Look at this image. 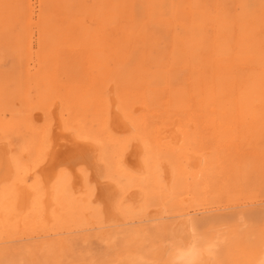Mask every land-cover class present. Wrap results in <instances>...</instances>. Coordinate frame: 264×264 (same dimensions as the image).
I'll return each instance as SVG.
<instances>
[{"label": "rangeland", "instance_id": "1", "mask_svg": "<svg viewBox=\"0 0 264 264\" xmlns=\"http://www.w3.org/2000/svg\"><path fill=\"white\" fill-rule=\"evenodd\" d=\"M0 3V32L5 37L0 35V126L4 132L0 128V137L4 139L0 143L12 142L18 150L16 155L28 148L22 167L33 170L36 160H40L38 155H42L39 148L44 144L49 122L55 119L61 122L66 115L63 123L81 131L83 127L86 135L90 134L88 138L94 137L92 141L101 138L99 143L96 141L100 182L116 180L123 191L121 195L118 187L113 218L89 206L91 199L85 187L75 192L78 197L72 195L61 200V206L54 205L47 219L36 216L19 222L1 217L0 264H264V0H0ZM60 52L67 56L68 62ZM55 53L61 56L57 59ZM65 70L69 74L64 75ZM82 74L97 75L98 78L88 79L95 84L98 80L99 84L94 88L95 84ZM100 80L105 83L100 84ZM206 83L230 87L240 113L229 117L222 111L216 113L214 108H203ZM69 87L73 88L72 96L68 94ZM70 97H74L71 102ZM109 100L117 108H126L127 103L131 108L128 110L134 107L132 113L138 116V120H133L134 129L132 126L130 130L117 131L114 136L108 131L106 135L107 130L101 127L105 111L112 105L107 103ZM22 103L25 105L21 106ZM18 104L23 107L25 120ZM84 107L88 108L87 113ZM96 108L105 109L104 114ZM90 111L100 113L99 117ZM41 114L43 123L38 120ZM13 124L18 126L12 130ZM112 136L118 138L113 140L114 144ZM103 137L108 140L103 142ZM125 143L128 149L122 152ZM140 145L143 168L126 169L123 154ZM109 150L120 153V160L116 161L117 154ZM195 159L203 160L198 168L191 165ZM197 176L202 178L200 184ZM218 179L227 188L221 196L216 194ZM195 184L200 185L196 188L199 191L194 190ZM185 221H189L191 245L185 239Z\"/></svg>", "mask_w": 264, "mask_h": 264}, {"label": "bare ground", "instance_id": "2", "mask_svg": "<svg viewBox=\"0 0 264 264\" xmlns=\"http://www.w3.org/2000/svg\"><path fill=\"white\" fill-rule=\"evenodd\" d=\"M29 1V0H28ZM3 3V2H2ZM27 3V2H26ZM1 4V3H0ZM24 4V3H23ZM28 4H29V2H28ZM75 4V3H74ZM3 5V4H2ZM3 8H4V6H2ZM25 8H26V6H25ZM27 9V8H26ZM29 11V10H28ZM30 11H31V8H30ZM5 13V12H4ZM70 16V15H69ZM10 31V30H9ZM4 33V32H3ZM0 35H2V31L0 32ZM1 37H3V35L1 36ZM0 37V38H1ZM3 38H5V37H3ZM24 41V40H23ZM28 41V40H27ZM56 41V40H55ZM64 41V40H63ZM66 41V40H65ZM67 41H69V40H67ZM65 42V43H68V42ZM22 42V41H21ZM60 42H62V41H60ZM23 43V42H22ZM58 43V42H57ZM94 43H95V41H94ZM98 43L99 42H97V45H98ZM18 44V43H17ZM20 44V43H19ZM59 44V43H58ZM62 44H64V42H62ZM96 44V43H95ZM28 45V44H27ZM40 45V44H39ZM94 45V44H93ZM92 45V47H94V46H96V45H94L93 46ZM19 46H22V45H19ZM29 46V45H28ZM31 46V45H30ZM33 46V45H32ZM31 46V47H32ZM69 46V45H68ZM67 46V47H68ZM75 46V45H74ZM77 46V45H76ZM30 47V48H31ZM79 47V46H78ZM91 47V46H90ZM90 47H88L89 48V50H90ZM22 48V47H21ZM69 49H70V46L68 47ZM75 48V47H74ZM94 48H96V47H94ZM94 48H91L92 50L94 49ZM34 49V48H33ZM56 49H57V47H56ZM55 49V50H56ZM77 49V48H76ZM79 49V48H78ZM97 49V48H96ZM96 49H94V51L96 50ZM72 50H75V49H72ZM72 50H68L69 52H71ZM88 49H86L85 51H87ZM17 51V50H16ZM20 51V50H19ZM26 51V50H25ZM29 51H30V49H29ZM67 51V50H66ZM78 51V50H77ZM76 51V52H77ZM82 51V50H81ZM80 51V52H81ZM100 51V50H99ZM56 52H59V50L57 49V51ZM62 52H65V51H62ZM62 52H60V54L62 53ZM74 53H76L75 51H73ZM83 52H84V50H83ZM87 52H89V51H87ZM91 52H93V51H90V53ZM97 52H98V50H97ZM97 52H95L96 54H97ZM20 53V52H19ZM28 53V55H31V54H29V52H27ZM22 54V53H21ZM33 54V53H32ZM49 54V53H48ZM53 54V53H52ZM59 53H55L54 55H56V57L58 56V55H60ZM71 55H72V53H70ZM76 54H81V53H76ZM27 55V56H28ZM62 55V54H61ZM60 55V56H61ZM77 55V56H78ZM82 55H84V54H82ZM62 56H64V55H62ZM81 56V55H80ZM59 57V56H58ZM58 57H57V59H58ZM90 57H91V55H90ZM30 58H31V56H30ZM55 58V57H54ZM61 58H63V57H61ZM64 58H65V60H63V61H65V62H68L67 61V56H64ZM63 58V59H64ZM69 58H71V56H69ZM88 58V57H87ZM60 59V58H59ZM91 58H89V61H91L92 62V59L90 60ZM50 60V59H49ZM61 60V59H60ZM69 60V59H68ZM54 61V60H53ZM62 61V60H61ZM88 61V60H87ZM127 61V60H126ZM86 62V61H85ZM130 62H131V60H130ZM56 63V62H55ZM88 64H89V62H87ZM86 63V64H87ZM107 63V62H106ZM68 64H70V63H68ZM87 64V65H88ZM103 64V63H102ZM124 64V63H123ZM126 64H127V62H126ZM130 64V63H129ZM128 64V66H130ZM16 65V64H15ZM56 65V64H55ZM58 63H57V66L56 67H58ZM67 65V64H66ZM65 65V66H66ZM91 65H93V63H91ZM131 65H132V63H131ZM84 66H86V65H84ZM127 66V65H126ZM15 67V66H14ZM13 67V68H14ZM54 67V66H53ZM64 67V66H63ZM67 67H68V65H67ZM115 67V66H114ZM40 68V64H39V66H38V69ZM52 68V67H51ZM88 68H92V66H88ZM129 68H132V67H129ZM214 68V67H213ZM17 69V68H16ZM89 69V70H90ZM98 69V68H97ZM102 69V68H101ZM114 69V68H113ZM54 70V68L52 69V73L54 72L53 71ZM69 70H70V68H69ZM15 71V70H14ZM55 71H56V68H55ZM65 71H67V70H65ZM131 71V70H130ZM129 71V72H130ZM25 72V71H24ZM24 72H22V73H24ZM27 72V71H26ZM57 72V71H56ZM70 72H71V70H70ZM128 72V73H129ZM132 72H134V71H132ZM137 72V71H136ZM13 73V72H12ZM55 73V72H54ZM67 73H68V71L66 72V74L64 73V75H67ZM72 73H73V71H72ZM91 73V72H90ZM100 73H102V72H100ZM138 73V72H137ZM27 73H25V75H26ZM35 74H37V73H35ZM34 74V75H35ZM69 74V73H68ZM86 74H89L88 72L86 73ZM86 74H84V75H86ZM96 74H98V76H99V73H96ZM107 74V73H106ZM110 74V73H109ZM109 74H107V75H109ZM113 74V73H112ZM134 74V73H133ZM136 74V73H135ZM19 75V74H18ZM28 75V74H27ZM31 75V74H30ZM50 74H49V72H48V76H49ZM57 75V74H56ZM63 74H61V76H62ZM64 75H63V77H64ZM72 75V74H71ZM75 75V74H74ZM83 75V74H82ZM84 75L82 76V77H84ZM107 75H106V77H107ZM128 75V74H127ZM129 75H131L130 73H129ZM129 75H128V77H129ZM81 76V75H80ZM97 76V75H96ZM95 75L94 76H92V74H91V76H89V77H92V79H93V77H96ZM101 76H104V74L103 75H101ZM113 76V75H112ZM112 76H111V78H112ZM26 77V76H25ZM59 77V76H58ZM58 77L56 78V79H58ZM68 77V76H67ZM82 77H81V79H82ZM87 77V76H86ZM86 77H84V79L86 78ZM89 77H87V79L89 78ZM109 77V76H108ZM128 77H126V78H128ZM134 77V76H133ZM48 78V77H47ZM65 78V77H64ZM74 77L72 76V78H71V80L73 79ZM96 78H98V77H96ZM103 78V77H102ZM121 78V77H120ZM34 79H35V76H34ZM49 79V78H48ZM55 79V80H56ZM62 79V78H61ZM66 79V78H65ZM64 79V80H65ZM79 79H80V77H79ZM80 79V80H81ZM86 79V80H87ZM91 79V78H90ZM105 79V78H104ZM103 79V80H104ZM108 79V78H107ZM106 79V80H107ZM134 78H132V80H133ZM25 79H24V77H23V80L22 81H24ZM29 80V79H28ZM50 80V79H49ZM70 80V79H69ZM78 80V79H77ZM89 80V79H88ZM102 80V81H103ZM109 80V79H108ZM112 80V79H111ZM126 80V79H125ZM18 81H20L19 79L17 80V82ZM35 81V80H34ZM51 81H53V79H51ZM82 81H83V79H82ZM94 81V80H93ZM98 81V80H97ZM96 81V84L98 83ZM102 81L100 80V84H102ZM105 81V80H104ZM103 81V84L105 83ZM128 81V80H127ZM130 81V80H129ZM69 82H71V81H69ZM72 82H73V80H72ZM76 82V81H75ZM74 82V83H75ZM89 82H91V84H95V82H92L91 80H89ZM111 82V81H110ZM119 82V81H118ZM35 83V82H34ZM60 83H61V81H60ZM65 83H67V82H65ZM77 83H79V81L77 82ZM76 83V84H77ZM86 83V82H85ZM129 83H131V82H129ZM33 84V83H32ZM53 84V83H52ZM64 84V83H63ZM70 83H68V85H69ZM88 84L89 83H87L86 85H87V87H88ZM94 85V88L97 86V85ZM99 84V83H98ZM122 84H125V82L124 83H122ZM128 84V83H127ZM137 84V83H136ZM19 85V84H18ZM54 85H56L55 84V82H54ZM66 85V84H65ZM72 83H71V86L70 87H72ZM119 85V84H118ZM130 85V84H129ZM206 86H205V90H204V98H203V108H207V109H210V108H214V110H215V112L216 113H218V114H220V112L222 111V113H225V114H228V115H230L229 117H232V116H237V113L239 114L240 113V107L238 106V102H237V98L235 97V94H234V92H233V90L229 87V88H226V87H220V86H215V85H210V84H208V83H206L205 84ZM79 86V85H78ZM85 86V85H84ZM112 86H113V84H112ZM121 85H119V87H120ZM125 86V85H124ZM150 86V85H149ZM42 87H43V85H42ZM70 87H69V89L68 90H70ZM76 87V86H75ZM74 87V90L75 89H80V88H75ZM100 87V86H99ZM118 87V86H117ZM20 88V87H19ZM54 88H55V86H54ZM56 88H58V87H56ZM59 88H61V87H59ZM123 88V87H122ZM62 89H63V87H62ZM99 89H101V88H99ZM191 89V88H190ZM189 89V90H190ZM65 90H67V88L65 89ZM65 90H63V92H66ZM71 90H73V88H71ZM71 90L69 91V93L68 94H70V92H71ZM86 90V89H85ZM119 90H121V89H119ZM126 90V89H125ZM137 90V89H136ZM148 90V89H147ZM168 90V89H167ZM193 90V89H192ZM202 90V89H201ZM18 91H20V90H18ZM22 91H24V90H22ZM38 91V90H37ZM203 91V90H202ZM28 92V91H27ZM73 92V91H72ZM76 92V91H75ZM81 92V91H80ZM80 92H78V93H80ZM100 92H102V90L100 91ZM147 93H149L148 91H146ZM168 92V91H167ZM172 92V91H171ZM6 93V92H5ZM22 93V92H21ZM30 93V92H29ZM49 93V92H48ZM60 93H62V92H60L59 91V96H60ZM77 93V92H76ZM82 93V92H81ZM80 93V94H81ZM87 93V92H86ZM91 93V92H90ZM104 93V92H103ZM237 93V92H236ZM14 94V93H13ZM20 94V93H19ZM28 94V93H27ZM75 94V93H74ZM83 94V93H82ZM99 94V93H98ZM101 94V93H100ZM105 94V93H104ZM172 94V93H171ZM200 94H202V93H200ZM18 95V94H17ZM25 95V94H24ZM30 95V94H29ZM71 95V94H70ZM76 95V94H75ZM78 95V94H77ZM84 95V94H83ZM83 95H80V96H83ZM148 95V94H147ZM168 95H169V93H168ZM3 96V95H2ZM7 96H11V93H10V95H8L7 94ZM50 96V95H49ZM72 96V95H71ZM74 96V95H73ZM105 96V95H104ZM114 96V95H113ZM117 96H120V97H122L121 95H118L117 94ZM137 96V95H136ZM148 96H150V95H148ZM147 96V97H148ZM161 96V95H160ZM15 97V96H14ZM20 97V96H19ZM19 97H17V98H19ZM76 97V96H75ZM85 97H87V96H85ZM129 97V96H128ZM155 97V96H154ZM154 97L152 98V99H154ZM179 97V96H178ZM200 97V96H199ZM12 98V97H11ZM16 98V99H17ZM58 98V97H57ZM56 98V99H57ZM65 98V97H64ZM69 98V97H68ZM73 99H74V97H72ZM76 98H78V96L76 97ZM109 98V97H108ZM117 98V97H116ZM130 98V97H129ZM143 98V97H142ZM162 98V97H161ZM168 98V97H167ZM188 98H190L189 96H188ZM188 98H186V99H188ZM2 99V98H1ZM21 99V98H20ZM61 99V98H60ZM60 99H58L59 101H60ZM70 99H71V97H70ZM69 99V100H70ZM73 99H71L70 100V102L71 101H73ZM98 99V98H97ZM112 99V98H111ZM131 99V98H130ZM135 99V98H134ZM145 99H147V98H145ZM194 99V98H193ZM5 100V99H4ZM7 100H8V98H7ZM9 100H11L10 98H9ZM62 100V99H61ZM66 100H68V99H66ZM65 100V101H66ZM77 100V104H78V99H76ZM75 100V101H76ZM82 100V99H81ZM85 100H86V98H85ZM84 100V101H85ZM115 100V99H114ZM161 100V99H160ZM199 100V99H198ZM15 101V100H14ZM38 102H39V100H37ZM55 101H57V100H55ZM75 101H74V104H76L75 103ZM83 101V102H84ZM95 101V100H94ZM116 102H117V100H115ZM122 101H124L123 99H122ZM134 101V100H133ZM137 101V100H136ZM188 101V100H187ZM186 101V102H187ZM196 101V100H195ZM201 101H202V99H201ZM1 102V101H0ZM10 102V101H9ZM22 102V101H21ZM20 102V103H21ZM69 102V106H71L73 103H70ZM125 102V101H124ZM123 102V103H124ZM132 102V101H131ZM135 102V101H134ZM141 102H143V99H142V101ZM146 102V101H145ZM153 102V101H152ZM184 103H186L185 101H183ZM188 102H190V100L188 101ZM198 102V101H197ZM5 103V102H4ZM3 102H2V104H4ZM11 103V102H10ZM62 103V102H61ZM66 103H67V101H66ZM65 103V104H66ZM89 103V102H88ZM107 103H111L112 104V101L110 102V100H109V102H107ZM119 103V102H118ZM117 103V104H118ZM122 103V102H121ZM157 103V102H156ZM169 103V102H168ZM170 103H171V101H170ZM195 103V102H194ZM198 103H201V102H198ZM197 103V104H198ZM13 104L14 103H12L11 105H12V107H13ZM39 104V103H38ZM63 104V103H62ZM68 104V103H67ZM74 104H73V107H74ZM82 104V103H81ZM87 104V103H86ZM102 103H100V105H101ZM105 104V103H104ZM115 104V103H114ZM141 104V103H140ZM139 104V105H140ZM143 104V103H142ZM141 104V105H142ZM166 104V103H165ZM189 104H191V103H189ZM23 105H25L24 103H22L21 104V106H23ZM51 105V104H50ZM85 105V104H84ZM100 105H99V107H100ZM120 105V104H119ZM122 105V104H121ZM125 105V104H124ZM127 105H128V107L126 106V108H125V106L123 107V106H119L118 108H117V106L115 105H110L109 106V108L105 111V114L103 113L104 112V110L106 109V107H105V109L103 110V109H99V108H96V111H101V110H103V111H101V113H103L104 115H105V119H104V121H103V127H101V128H104L105 130H107V134L106 135H108V131H109V134L111 133V135L113 134V136H114V134L118 131H125V130H130V128L133 126V124H134V122H133V120H136L137 118H138V116H137V118L133 115L134 113H132V111L134 110V107H133V110H128V109H131L130 108V105L127 103ZM187 105H188V103H187ZM7 106V105H6ZM20 106V104H18V107ZM20 106V107H21ZM42 106V105H41ZM94 106V105H93ZM132 106V105H131ZM147 106V105H146ZM156 106V105H155ZM167 106V105H166ZM189 106V105H188ZM196 106V103L195 104H193V108ZM1 107V106H0ZM3 107V106H2ZM49 107V106H48ZM60 107H62V106H60ZM72 107V106H71ZM79 107V106H78ZM89 107V106H88ZM136 107V106H135ZM142 107V106H141ZM145 107V106H144ZM169 107V106H168ZM191 107V106H190ZM189 107V108H190ZM5 108V107H4ZM3 108V110H5ZM11 108V107H10ZM9 108V109H10ZM14 108H16L17 109V106L14 104ZM22 108L23 107H21L20 108V111H21V114L22 113H24V111L22 112ZM74 108H76L75 110H77V107H74ZM85 108V107H84ZM90 108V107H89ZM101 108H103V107H101ZM128 108V109H127ZM146 108V107H145ZM162 108V107H161ZM167 108V107H166ZM200 108H202V107H200ZM2 109V108H1ZM8 109V110H9ZM70 108L68 107V110H69ZM88 109V108H87ZM86 108H85V111L87 110ZM92 109V108H91ZM97 109H99V110H97ZM191 109V108H190ZM10 110H12V108L10 109ZM24 110H25V108H24ZM39 110V112H40V109H38ZM46 110H47V108H46ZM93 110V109H92ZM155 110H157V109H155ZM154 110V111H155ZM199 110V109H198ZM1 111V110H0ZM7 111V110H6ZM13 111H14V109H13ZM28 111V110H27ZM78 111V110H77ZM83 111V110H82ZM93 111H95V110H93ZM140 111V110H139ZM138 111V112H139ZM192 111V113L194 114L196 111H195V109H194V111L195 112H193V110H191ZM191 111H190V114H191ZM200 111V110H199ZM10 112V111H9ZM15 112V111H14ZM44 112V111H43ZM42 112V113H43ZM47 112H50V111H47ZM58 112H60V110L58 111ZM67 111H65V113H66ZM90 112H92V111H90ZM89 112V113H90ZM138 112L137 113H135V115H137L138 114ZM143 113V112H145L144 110L143 111H140V113ZM149 112H152L151 110L149 111ZM187 112H189V109H188V111H186V113ZM1 113V112H0ZM15 113H18V112H15ZM41 113V112H40ZM63 113H64V111H63ZM86 113H87V111H86ZM88 113V114H89ZM92 113H94V112H92ZM139 113V114H140ZM171 113V112H170ZM199 113H201V111L199 112ZM6 114V113H5ZM9 114H11V112L9 113ZM19 114V113H18ZM17 114V115H18ZM50 114H51V112H50ZM99 114L100 113H98L97 112V116L99 117ZM148 114V113H147ZM176 114V113H175ZM179 114V113H178ZM185 114V113H184ZM13 115H15V114H13ZM20 115V114H19ZM26 115H27V113H26ZM25 115V116H26ZM42 115V117L41 118H37L38 120H40V119H42L43 118V114H41ZM68 115V114H67ZM72 115V114H71ZM71 115H68V116H71ZM73 115H74V113H73ZM72 115V116H73ZM83 115V114H82ZM77 116V117H82V119H84L85 117L84 116ZM94 115H95V113H94ZM95 115V116H96ZM142 115V114H141ZM201 115H203V112H202V114ZM208 115V114H207ZM3 116V115H2ZM5 116V115H4ZM10 116V115H9ZM22 116H23V119H24V115L22 114ZM36 116V115H35ZM66 116V115H65ZM64 116V117H65ZM76 116V115H75ZM74 116V117H75ZM90 116H91V114H90ZM93 116V115H92ZM91 116V117H92ZM155 116V115H154ZM180 116V115H179ZM178 116V117H179ZM192 116V115H191ZM197 116V115H196ZM1 117V116H0ZM11 117H14V116H11ZM17 117V116H16ZM28 116H26L25 118H27ZM38 117H40L39 115H38ZM64 117H61L60 119H61V122L59 121V120H57V119H55L54 120V122H49V124H48V128L45 130V128L46 127H43L42 129H44L45 131H46V133H44L43 131V133L45 134V138H44V144L42 145V146H40V151H42L41 153H42V157L41 156H39L38 155V157L37 158H40V160L38 161V160H36L37 161V164H35L36 165V167H35V169H33V170H23V167H22V164H24V159H25V157H26V152H28V148H27V151L25 152V149H23V151L24 152H22L23 154H15V151H18L17 150V148H14V146H13V144H12V142H8V141H6V143H0V218L2 217H5V219L7 220V221H10V220H14V221H19V222H21V221H26V220H28V219H30V218H34V217H36V216H41L42 218L44 217V218H49L50 217V212H51V209H52V207H54V205H58L59 203H60V206L62 205L61 203V200H67L68 198H70L69 196H77L76 195V193L75 192H77L79 189H81V188H86V191L87 192H89V198L91 199V201H90V207L91 208H93V210L95 209L96 211H98V212H100L101 214L103 213L104 215H106V217L108 218V217H111V218H113L112 216H114V197L117 195V192H118V187L119 186H117V183H116V180H115V183L112 181V182H110V181H105V182H103L102 180V182H100V179H99V169L100 168H98V164H97V151H98V147H99V142L98 141H100V139L99 140H96L95 141V139H94V141H92V138H94V137H92L93 135L95 136V134H91V137L92 138H88V136L90 135V134H87L86 135V132H85V129L82 127V131H81V129H76V127L74 126V127H71L70 125H67L66 124V122L65 123H63V118ZM84 117V118H83ZM91 117H89V119L91 118ZM102 117V116H101ZM134 117V118H133ZM147 117V116H146ZM164 117V116H163ZM162 117V118H163ZM175 117V116H174ZM189 117V116H188ZM203 116H201V118H202ZM2 118V117H1ZM19 118V117H18ZM31 118H32V115H31ZM30 118V119H31ZM51 118H52V116H51ZM70 118H73V117H70ZM93 118V117H92ZM95 118V117H94ZM136 118V119H135ZM154 118V117H153ZM166 118V117H165ZM172 118V117H171ZM170 118V119H171ZM180 118V117H179ZM183 118V117H182ZM199 118V117H198ZM14 119V118H13ZM13 119H11V121H13ZM28 120V122L27 123H29L30 121H29V118H27ZM33 119H34V117H33ZM37 119H35L34 121H36ZM49 119V118H48ZM66 119H68V117H66ZM74 119V118H73ZM72 119V120H73ZM76 119V118H75ZM98 119H100V118H98ZM142 119V118H141ZM143 119H144V117H143ZM173 119V118H172ZM10 120V119H9ZM14 120H16L14 123L15 124H17L18 123V120L17 119H14ZM25 120V119H24ZM47 120V119H46ZM77 120H79V121H81L80 119H77ZM76 120V121H77ZM138 120V119H137ZM140 120V119H139ZM166 120V119H165ZM176 120H177V118H176ZM175 120V121H176ZM190 121H191V119H189ZM197 120V119H196ZM199 120V119H198ZM201 120V119H200ZM21 121H23V120H20V122ZM42 121H43V119H42ZM53 121V120H52ZM65 121V120H64ZM67 121V120H66ZM69 121H71V119L69 120ZM87 121V120H86ZM93 121V120H92ZM92 121H90V123H91V125H92ZM99 121V120H98ZM97 121V118H95V122L97 123L98 122ZM143 121V120H142ZM147 121V120H146ZM159 121H160V119H159ZM178 121V120H177ZM185 121H188V119L187 120H185ZM25 122V121H24ZM24 122H22V123H24ZM31 122H33L32 120H31ZM40 122H41V120H40ZM78 122V121H77ZM76 122V123H77ZM84 122V124H85V121H83ZM89 122V121H88ZM144 122H145V120H144ZM194 122V121H193ZM2 123V122H1ZM0 123V125L2 126V124ZM12 123V122H11ZM36 123V122H35ZM41 123H43V122H41ZM148 123V122H147ZM150 123V122H149ZM153 123V122H152ZM158 123V122H157ZM159 123H161V122H159ZM170 123H172V122H170ZM176 123V122H175ZM178 123V122H177ZM179 123H181V122H179ZM19 124V123H18ZM25 124V123H24ZM33 124H34V122H33ZM82 124V123H81ZM83 124V125H84ZM100 124V122H98V125ZM136 124V123H135ZM139 124V123H138ZM138 124H136V125H138ZM154 124V123H153ZM162 124H163V122H162ZM27 125V124H26ZM36 124H34V126H35ZM41 125V124H40ZM73 125V124H72ZM98 125H95V126H98ZM149 125V124H148ZM147 125V126H148ZM167 125V124H166ZM165 125V126H166ZM0 126V128L2 129V131L1 132H3V128ZM15 127L16 125H11V128L12 127ZM18 126V125H17ZM16 126V127H17ZM25 126V125H24ZM33 126V125H32ZM45 126V125H44ZM79 126V125H78ZM85 126V125H84ZM89 126V125H88ZM100 126V125H99ZM140 126V125H139ZM145 126V125H144ZM226 126H227V124H226ZM14 127L12 128V130L14 129ZM21 127V126H20ZM19 127V128H20ZM23 127V126H22ZM36 127V126H35ZM91 127V126H90ZM90 127L88 128L89 130H90ZM141 127V126H140ZM150 127V126H149ZM162 127H164V126H162ZM10 128V129H11ZM31 128V127H30ZM37 128H38V126H37ZM80 128V127H79ZM92 129H93V126L91 127ZM100 128V129H101ZM143 128V127H142ZM145 128V127H144ZM165 128V127H164ZM29 129V128H28ZM132 129H134V126H133V128ZM5 130H8V128L7 129H4V131ZM17 130V129H16ZM88 130V131H89ZM98 130H99V128H98ZM28 131V130H27ZM31 131V130H30ZM40 131V130H39ZM38 131V132H39ZM87 131V132H88ZM95 131V130H94ZM93 131V132H94ZM1 132H0V136H2L1 135ZM7 133H8V131H6ZM9 132H10V130H9ZM14 132H15V130H14ZM95 132H97V131H95ZM4 133V132H3ZM11 133H13L12 131H11ZM10 133V134H11ZM19 133V132H18ZM92 133V132H91ZM171 133V132H170ZM44 134H43V136H44ZM99 134V133H98ZM101 134H103V135H105L104 133H101ZM130 134H131V131H130ZM129 134V135H130ZM135 133L133 132V134L132 135H134ZM6 135V134H5ZM14 135V134H13ZM21 135H23V134H21ZM97 135V134H96ZM100 135V134H99ZM110 135V136H111ZM119 135V134H118ZM128 135V136H129ZM8 136H9V134H8ZM41 136H42V134H41ZM41 136H39V137H41ZM98 136V135H97ZM113 136L112 137H110L111 139L110 140H112V143H113V140L116 138V137H114V139H113ZM120 136H122V135H120ZM136 136V135H135ZM5 137V136H4ZM31 137V136H30ZM96 137V136H95ZM125 137V136H124ZM127 137V136H126ZM133 137V136H132ZM137 137H139V136H137ZM18 139H20V135L18 134V137H17ZM23 138H25V137H23ZM35 138V137H34ZM99 138V137H98ZM103 138H104V141H103ZM102 138V140L101 141H103V142H106V140H108V139H106L105 140V137H103ZM130 138V137H129ZM128 138V139H129ZM140 138V137H139ZM0 139H2V140H4L2 137H0ZM27 139H28V137H27ZM27 139H25V141L27 140ZM31 139V138H30ZM30 139H28V140H30ZM37 139H39V140H41V138H37ZM118 139V138H117ZM117 139H115V141H117ZM127 139V140H128ZM132 139V138H131ZM22 139H20V141H21ZM33 140V139H32ZM133 140V139H132ZM175 140V139H174ZM23 141H24V139H23ZM31 141V140H30ZM33 141H35V140H33ZM37 141V140H36ZM42 141H43V139H42ZM114 141V143H116ZM118 141H120V140H118ZM19 142V141H18ZM40 142V141H39ZM121 142H123L122 140H121ZM121 142H119V144L121 143ZM125 142V141H124ZM135 142V141H134ZM15 143H16V141H15ZM34 143V142H33ZM41 143H43V142H41ZM101 143L102 142H100V146H101ZM113 143V144H114ZM141 143H142V141H141ZM18 144H20V143H18ZM39 144V143H38ZM104 144H106V143H104ZM104 144L102 145V147L104 146ZM113 144H111L110 143V147L113 145ZM122 144V143H121ZM144 144V143H143ZM29 145H30V143H29ZM34 145V144H33ZM107 146H109V145H107ZM123 146H125L124 148H123V150H121L122 149V147ZM123 146H121L120 147V150L122 151V152H124L125 150L124 149H128L126 146H128L126 143H125V145L123 144ZM19 147V146H18ZM110 147H108V148H110ZM115 147V146H114ZM118 147V146H117ZM20 148V147H19ZM18 148V149H19ZM35 149V147H30V149ZM38 148V147H37ZM104 149H105V147H103ZM113 148V147H112ZM113 149H115V148H113ZM117 149V148H116ZM131 149V148H130ZM19 150H21V149H19ZM38 150V149H37ZM119 149H118V151L117 152H119L120 151ZM39 151V150H38ZM102 151V150H101ZM101 151H99V152H101ZM110 151V150H109ZM112 152H113V150H111ZM110 151V152H111ZM121 151H120V153H121ZM143 151V148H142V146L140 145V146H136V149L134 150V151H132L131 153H129V154H123L124 156H123V165L126 167V169H130V170H140V169H142L143 168V166H142V163H141V161L139 160V155L141 154V152ZM104 152V151H103ZM102 152V153H103ZM129 152V151H128ZM25 153V154H24ZM105 153L106 152H104V155H105ZM114 154L116 153L115 151L113 152ZM113 153H112V157L114 156L113 155ZM120 153H116L117 155V160L116 161H119L120 159H118L119 158V154ZM21 155V156H20ZM27 155H29V154H27ZM103 155V154H102ZM100 156V155H99ZM110 156V155H109ZM144 158H145V156H144ZM197 158V157H196ZM35 159H36V156H35ZM114 159V158H113ZM198 159V158H197ZM197 159H195V161L194 162H192V166H194V167H196V168H198V166L200 167V165H202V162H203V160L201 161V160H197ZM113 161V160H112ZM114 162V161H113ZM104 162H102V164H103ZM144 163V162H143ZM107 164V163H106ZM116 164V163H115ZM149 164V163H148ZM34 165V166H35ZM112 165V164H111ZM103 166H105L104 164H103ZM116 166H119L120 167V165H116ZM115 166V167H116ZM107 167V166H106ZM108 168V167H107ZM106 168V169H107ZM120 168H122V166L120 167ZM147 168V167H146ZM149 168V167H148ZM125 169V170H126ZM105 171H107V170H105ZM105 171H104V173H105ZM126 172L127 173H129L127 170H126ZM126 173V174H127ZM131 173V172H130ZM130 175H132V174H130ZM129 175V176H130ZM199 175V174H198ZM166 176V175H165ZM227 176V175H226ZM126 177V176H125ZM128 177V176H127ZM202 177H203V175H202ZM116 178V177H115ZM160 178V177H159ZM194 178H196V176L194 177ZM194 178H193V180H194ZM197 178H198V176H197ZM200 179H201V181L200 180H198V184H200V182H202V178H201V176L199 177ZM198 178V179H199ZM216 178V177H215ZM222 178V177H221ZM225 178V177H224ZM111 179V178H110ZM117 179V178H116ZM130 179V178H129ZM161 179V178H160ZM205 179L207 180V179H209V177L208 178H206L205 177ZM211 179H213V178H211ZM217 179V178H216ZM223 179V178H222ZM204 180V179H203ZM205 180V181H206ZM210 180V179H209ZM219 180V179H218ZM239 180V179H238ZM118 181V180H117ZM134 181V180H133ZM161 181V180H160ZM195 181V180H194ZM193 181V182H194ZM205 181H204V183H205ZM220 181V180H219ZM240 181V180H239ZM242 181V180H241ZM130 182H132L131 180H130ZM217 182V181H216ZM123 183V182H122ZM158 183V182H157ZM163 182L161 181V184H162ZM196 183V182H195ZM208 183V182H207ZM191 184V183H190ZM197 184V186H196V184L194 185V186H196L195 187V191H199V190H197L198 189V186H200V185H198ZM231 184V183H230ZM187 185V184H186ZM192 185V184H191ZM216 188H217V190H216V194L218 195V196H221L222 194H224L225 193V191L227 190V188H226V186H224L223 184H221V181L220 182H217L216 183ZM242 185V184H241ZM209 186H210V183H209ZM186 187V186H185ZM191 187V186H190ZM197 188V189H196ZM213 188V187H212ZM229 188V187H228ZM121 190V191H120ZM245 190V189H244ZM119 191H120V194H121V192H123L122 191V189H120V187H119ZM202 191V190H201ZM200 191V192H201ZM229 191V190H228ZM81 192V191H80ZM79 192V193H80ZM138 192V191H137ZM136 192V194H138ZM82 193V192H81ZM196 193V192H195ZM199 193V192H198ZM208 193H209V191H208ZM75 194V195H74ZM78 194V193H77ZM86 194H88V193H86ZM134 194V193H133ZM226 194V193H225ZM122 195V194H121ZM120 195V196H121ZM123 195H125V194H123ZM192 195V194H191ZM197 195H201V193H199V194H197ZM127 196V195H126ZM190 196V195H189ZM78 197V196H77ZM118 197V196H117ZM124 197V196H123ZM122 197V198H123ZM132 197H134V196H132ZM136 197H138V196H136ZM72 198V197H71ZM119 198V197H118ZM207 198V197H206ZM136 199V198H135ZM226 199V198H225ZM74 200H75V198H74ZM73 200V201H74ZM85 200H86V197H85ZM124 200V199H123ZM75 201H77V199L75 200ZM74 201V202H75ZM89 201V200H88ZM129 201V200H128ZM224 201V200H223ZM78 202V201H77ZM82 202V201H81ZM120 202H122V201H120ZM126 202V201H125ZM221 202V201H220ZM119 203V202H118ZM128 203V202H127ZM132 203V202H131ZM63 204H65V203H63ZM73 204V203H72ZM77 204V203H76ZM79 204V203H78ZM116 204V203H115ZM133 204V203H132ZM80 205H82V203H80ZM80 205H79V207H80ZM121 205V204H120ZM69 206H71V205H69ZM75 206H77V205H75ZM58 207H59V205H58ZM58 207H56L55 206V208H57L58 209ZM83 207H85V206H83ZM54 208V209H55ZM118 209V208H117ZM56 210V209H55ZM58 211V210H57ZM57 211H56V213H57ZM65 211V210H64ZM64 211H62V212H64ZM71 211H72V209H71ZM59 212H60V210H59ZM90 213H92V211H89ZM121 212V211H120ZM72 213V212H71ZM84 213V212H83ZM85 213H86V211H85ZM88 213V212H87ZM119 213V212H118ZM122 213V212H121ZM58 214V213H57ZM66 214H67V212H66ZM76 214H77V212H76ZM100 214V215H101ZM116 214V213H115ZM54 215H56V214H54ZM63 216V215H62ZM66 216V215H65ZM73 216H75V215H73ZM80 216V215H79ZM64 217V216H63ZM82 217V216H81ZM86 217V216H85ZM70 218V217H69ZM72 218V217H71ZM99 218H100V216H99ZM98 218V219H99ZM103 217H102V215H101V218L100 219H102ZM4 219V218H3ZM16 219V220H15ZM51 219V218H50ZM73 219V218H72ZM105 219V218H104ZM103 219V220H104ZM34 220V219H33ZM32 220V221H33ZM69 220V219H68ZM85 220V219H84ZM32 221L30 222V223H32ZM44 221V220H43ZM48 221H50V220H48ZM85 221H88V220H85ZM101 221V220H100ZM18 222V223H19ZM103 222V221H102ZM109 222V221H108ZM5 223V222H4ZM3 223V224H4ZM37 223V222H36ZM55 223V222H54ZM85 223V222H84ZM2 224V223H1ZM23 224V223H22ZM28 225H29V223H27ZM62 224V223H61ZM60 224V225H61ZM85 224H87V223H85ZM184 225H185V239L187 240V242L189 241V239L191 238V229H190V225H189V221H185L184 223H183ZM20 225V224H19ZM37 225V224H36ZM49 225V224H48ZM57 225V224H56ZM1 226V225H0ZM3 226H6V224L5 225H3ZM8 226V225H7ZM22 226V225H21ZM26 226V225H25ZM39 224H38V228H39ZM30 227V226H29ZM33 227V226H32ZM59 227V226H58ZM61 227V226H60ZM65 227V226H64ZM5 228V227H4ZM3 228V229H4ZM49 228V227H48ZM48 228H46V229H48ZM181 228V227H180ZM15 228L13 227V230H14ZM35 229H37V228H35ZM56 229V228H55ZM179 229V228H178ZM12 230V229H11ZM26 230V229H25ZM51 231H53V230H51ZM178 231H181V229L180 230H178ZM3 232V231H2ZM50 232V231H49ZM11 233V232H10ZM48 233V232H47ZM181 234L182 233H180V236H181ZM1 235H3V234H1ZM10 235V234H9ZM182 237V236H181ZM192 240V239H191ZM190 240V241H191ZM190 241L188 242L189 244H190ZM187 244V243H186ZM191 245V244H190Z\"/></svg>", "mask_w": 264, "mask_h": 264}]
</instances>
